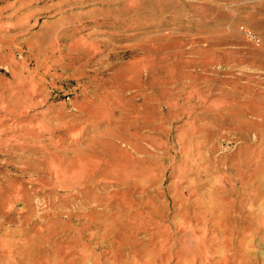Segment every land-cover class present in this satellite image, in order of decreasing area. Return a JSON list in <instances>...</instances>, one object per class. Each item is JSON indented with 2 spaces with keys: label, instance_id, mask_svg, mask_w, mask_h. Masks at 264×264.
<instances>
[{
  "label": "rangeland",
  "instance_id": "rangeland-1",
  "mask_svg": "<svg viewBox=\"0 0 264 264\" xmlns=\"http://www.w3.org/2000/svg\"><path fill=\"white\" fill-rule=\"evenodd\" d=\"M0 264H264V0L1 1Z\"/></svg>",
  "mask_w": 264,
  "mask_h": 264
},
{
  "label": "trees",
  "instance_id": "trees-1",
  "mask_svg": "<svg viewBox=\"0 0 264 264\" xmlns=\"http://www.w3.org/2000/svg\"><path fill=\"white\" fill-rule=\"evenodd\" d=\"M3 1V0H0V2Z\"/></svg>",
  "mask_w": 264,
  "mask_h": 264
}]
</instances>
